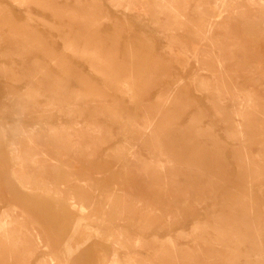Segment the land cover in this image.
<instances>
[{"label":"rangeland","instance_id":"374dc122","mask_svg":"<svg viewBox=\"0 0 264 264\" xmlns=\"http://www.w3.org/2000/svg\"><path fill=\"white\" fill-rule=\"evenodd\" d=\"M0 264H264V0H0Z\"/></svg>","mask_w":264,"mask_h":264},{"label":"bare ground","instance_id":"6f19581e","mask_svg":"<svg viewBox=\"0 0 264 264\" xmlns=\"http://www.w3.org/2000/svg\"><path fill=\"white\" fill-rule=\"evenodd\" d=\"M260 77H261V76H260ZM16 170H17V169H16ZM14 173H16V172H14ZM16 176L18 177L17 173H16ZM25 178H26V177H25ZM18 179H20V178H18ZM15 180H16V179H15ZM20 181H21V180H20ZM20 181H18V182H20ZM23 182H24V181H23ZM21 183H22V182H21ZM27 184H28V183H27ZM23 185H24V184H23ZM25 185H26V184H25ZM25 185H24V186H25ZM34 186H35V185H34ZM27 187H28V186H27ZM27 187H26V188H27ZM82 207H83V206H82Z\"/></svg>","mask_w":264,"mask_h":264}]
</instances>
